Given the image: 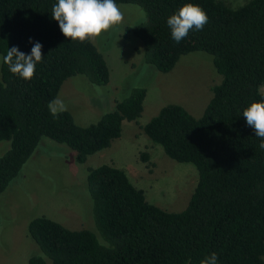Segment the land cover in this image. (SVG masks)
<instances>
[{"label": "trees", "instance_id": "obj_1", "mask_svg": "<svg viewBox=\"0 0 264 264\" xmlns=\"http://www.w3.org/2000/svg\"><path fill=\"white\" fill-rule=\"evenodd\" d=\"M145 10L147 19L130 30L145 44V61L164 73L183 55H213L222 75L200 117L177 103L164 105L145 125V134L173 159L192 163L199 180L188 205L166 210L147 199L125 170L113 164L89 168L88 186L100 234L74 230L47 216L28 225L42 253L30 264H201L215 253L217 264H264V149L243 110L264 102V0L232 6L225 0H115ZM208 15L176 43L167 18L184 3ZM57 0H0V53L30 54L42 44V62L25 80L1 66L0 193L34 154L43 137L76 151V161L111 146L125 121L138 120L148 90L135 87L97 122L79 124L69 110L54 118L48 108L70 77L84 75L95 85L110 81V67L94 41L66 38L52 17ZM31 41V42H30ZM148 158L147 154H143Z\"/></svg>", "mask_w": 264, "mask_h": 264}, {"label": "rangeland", "instance_id": "obj_2", "mask_svg": "<svg viewBox=\"0 0 264 264\" xmlns=\"http://www.w3.org/2000/svg\"><path fill=\"white\" fill-rule=\"evenodd\" d=\"M225 1L235 7L248 0ZM118 7L123 22L93 40L110 67L109 83L95 85L86 76L76 75L65 81L57 98L79 124L89 125L141 86L148 90L144 111L138 120L124 122L122 135L110 147L84 163L76 161V151L68 145L42 138L19 175L0 193V264H30L33 255L42 253L28 233L30 221L38 216L100 234L88 186L91 167L113 164L122 168L150 202L166 210L180 211L189 203L199 180L197 168L167 155L145 134L143 125L169 103L202 116L222 75L213 55L203 51L183 55L168 73L148 64L144 42L130 30L147 19L145 10L131 3ZM2 58L0 53V77ZM9 146V141H0V156Z\"/></svg>", "mask_w": 264, "mask_h": 264}, {"label": "clouds", "instance_id": "obj_3", "mask_svg": "<svg viewBox=\"0 0 264 264\" xmlns=\"http://www.w3.org/2000/svg\"><path fill=\"white\" fill-rule=\"evenodd\" d=\"M52 17L58 21L59 28L66 38L72 41L91 42L104 32L123 22L124 16L115 0H57L53 5ZM207 12L196 3H184L178 11L167 18L171 37L179 43L192 30H202L208 23ZM31 42V41H30ZM42 44L35 42L30 54H25L17 47L8 48L3 63L9 71L25 80L35 75L36 64L42 62ZM51 115L56 118L66 111L60 99L48 104ZM247 125L255 130V136L261 139L259 147L264 149V102H252L243 110ZM201 264H217V256L212 253L204 258Z\"/></svg>", "mask_w": 264, "mask_h": 264}]
</instances>
